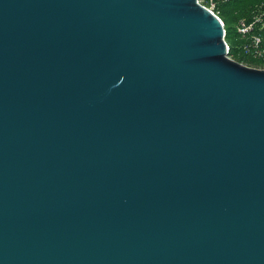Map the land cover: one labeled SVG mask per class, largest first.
<instances>
[{
  "label": "water",
  "instance_id": "water-1",
  "mask_svg": "<svg viewBox=\"0 0 264 264\" xmlns=\"http://www.w3.org/2000/svg\"><path fill=\"white\" fill-rule=\"evenodd\" d=\"M198 0H0V264H264V68Z\"/></svg>",
  "mask_w": 264,
  "mask_h": 264
},
{
  "label": "built area",
  "instance_id": "built-area-1",
  "mask_svg": "<svg viewBox=\"0 0 264 264\" xmlns=\"http://www.w3.org/2000/svg\"><path fill=\"white\" fill-rule=\"evenodd\" d=\"M198 1L203 5L205 3L204 0ZM206 4L209 6H204L214 13V2L209 0ZM214 14L221 20V18L216 13ZM221 23L224 26L222 20ZM234 27L239 41L237 55L245 57L247 60L246 62H249L248 64L243 62L241 63L252 67L254 64L252 61L248 60H256L260 62L257 66H264V1L255 6L249 17L239 18ZM225 43L226 49L228 50V56L231 59H234L231 55H229V45L226 40Z\"/></svg>",
  "mask_w": 264,
  "mask_h": 264
},
{
  "label": "trees",
  "instance_id": "trees-1",
  "mask_svg": "<svg viewBox=\"0 0 264 264\" xmlns=\"http://www.w3.org/2000/svg\"><path fill=\"white\" fill-rule=\"evenodd\" d=\"M209 0H204L207 3ZM214 2V12L221 18L225 28V40L229 45V55L232 56L238 62L247 63L246 58L238 56V38L235 31V25L231 24L232 20L238 21L239 18L249 17L251 11L257 4L264 0H212ZM205 5V4H204ZM252 61L254 64L252 67H264L257 66L260 62L256 60ZM249 63V62H248ZM247 63V64H248ZM250 65V64H249Z\"/></svg>",
  "mask_w": 264,
  "mask_h": 264
},
{
  "label": "rangeland",
  "instance_id": "rangeland-1",
  "mask_svg": "<svg viewBox=\"0 0 264 264\" xmlns=\"http://www.w3.org/2000/svg\"><path fill=\"white\" fill-rule=\"evenodd\" d=\"M204 4H205V6H206V7H208V6H209V5H208V4H206V3H204ZM214 13H215V12H214ZM231 24H234V25H235V24H236V20H232V21H231Z\"/></svg>",
  "mask_w": 264,
  "mask_h": 264
},
{
  "label": "clouds",
  "instance_id": "clouds-1",
  "mask_svg": "<svg viewBox=\"0 0 264 264\" xmlns=\"http://www.w3.org/2000/svg\"><path fill=\"white\" fill-rule=\"evenodd\" d=\"M225 41V40H224Z\"/></svg>",
  "mask_w": 264,
  "mask_h": 264
}]
</instances>
